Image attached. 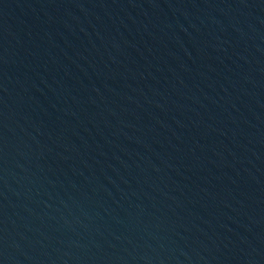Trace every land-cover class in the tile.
<instances>
[{
  "label": "water",
  "instance_id": "water-1",
  "mask_svg": "<svg viewBox=\"0 0 264 264\" xmlns=\"http://www.w3.org/2000/svg\"><path fill=\"white\" fill-rule=\"evenodd\" d=\"M0 264H264V0H0Z\"/></svg>",
  "mask_w": 264,
  "mask_h": 264
}]
</instances>
